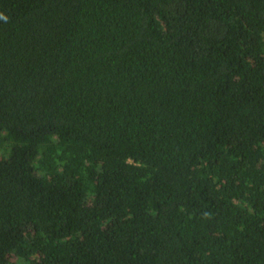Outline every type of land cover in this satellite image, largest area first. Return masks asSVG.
Returning a JSON list of instances; mask_svg holds the SVG:
<instances>
[{"label": "trees", "instance_id": "16d2710c", "mask_svg": "<svg viewBox=\"0 0 264 264\" xmlns=\"http://www.w3.org/2000/svg\"><path fill=\"white\" fill-rule=\"evenodd\" d=\"M0 264H264V0H0Z\"/></svg>", "mask_w": 264, "mask_h": 264}, {"label": "clouds", "instance_id": "9594fccd", "mask_svg": "<svg viewBox=\"0 0 264 264\" xmlns=\"http://www.w3.org/2000/svg\"><path fill=\"white\" fill-rule=\"evenodd\" d=\"M3 19L7 20V17H2Z\"/></svg>", "mask_w": 264, "mask_h": 264}]
</instances>
